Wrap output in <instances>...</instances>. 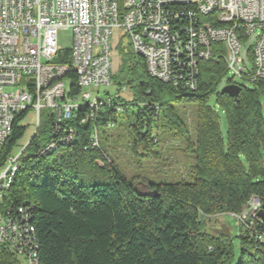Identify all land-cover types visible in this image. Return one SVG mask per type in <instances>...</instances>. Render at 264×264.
<instances>
[{"label": "trees", "instance_id": "16d2710c", "mask_svg": "<svg viewBox=\"0 0 264 264\" xmlns=\"http://www.w3.org/2000/svg\"><path fill=\"white\" fill-rule=\"evenodd\" d=\"M127 55L138 105L120 98L115 103L122 112L100 108L96 128L99 132L107 128L108 121L116 126L118 114L130 118L131 109L137 107L139 127L134 129L133 149L137 153V147L143 146L149 153L159 144L153 123L159 127L161 118L177 136L189 139L176 107L196 105L199 122L194 141L188 143L195 161L190 179L151 182L150 192H140L113 165L101 143V151L85 150L93 127L81 125L78 118L67 124L76 130L75 144L39 157L54 126L53 113L44 110L7 196L8 203L30 207L41 263L264 264V240H260L264 236V85H240L237 99L223 95L220 85L227 68L222 56L199 64L195 90L174 89L151 77L144 59L131 48ZM55 62L70 64V50L60 53ZM67 77L73 79V93L78 94L76 76ZM216 108L226 115L225 137ZM26 118L23 114L16 119L0 150V169L26 135ZM253 196L261 203L253 228L244 227L235 239L205 231L206 218L239 214Z\"/></svg>", "mask_w": 264, "mask_h": 264}, {"label": "built area", "instance_id": "2783aa9c", "mask_svg": "<svg viewBox=\"0 0 264 264\" xmlns=\"http://www.w3.org/2000/svg\"><path fill=\"white\" fill-rule=\"evenodd\" d=\"M67 30L71 63L59 64L58 33ZM115 30L144 59L149 75L174 89L195 90L199 64L222 56L228 85H264V0H0V150L18 117L33 114L32 139L41 113L50 110L52 138L39 157L75 144L76 130L67 124L77 118L93 127L85 150L101 151L97 112L104 106L122 112L119 93L100 95L112 85ZM30 141L0 169V264H42L30 207L7 201ZM260 211L253 196L241 213L228 215L251 229Z\"/></svg>", "mask_w": 264, "mask_h": 264}, {"label": "rangeland", "instance_id": "374dc122", "mask_svg": "<svg viewBox=\"0 0 264 264\" xmlns=\"http://www.w3.org/2000/svg\"><path fill=\"white\" fill-rule=\"evenodd\" d=\"M73 34L71 31H60L58 33V44L64 50H69L72 46ZM247 48L243 49L245 55ZM130 47L126 44V40L121 38V32L115 30L112 38V85L110 87L101 88L100 95L106 98L108 95L113 96L120 94L125 104L138 105L134 100V83L135 75L127 71L126 60ZM120 85L127 87L120 88ZM228 85L225 78L221 85L220 91ZM123 89V90H121ZM92 96L96 94L91 90ZM264 106V96L262 97ZM214 106V100L211 101ZM177 113L186 126L189 139L179 137L172 131L162 118L157 127V122L153 123V134H158L159 144L155 145L151 151L146 152L143 146L137 147L135 153L134 129L138 126L139 108L131 109L130 118H126L124 114H118L116 126L112 129L100 128V143L103 150L111 159L113 165L125 178L133 182L140 192H150L147 184L163 183V182H180L190 179L194 157L190 152L188 143L194 141L196 130L199 122V109L196 105L177 106ZM219 114L220 128L223 136L227 134V119L225 113L216 108ZM146 122V121H145ZM28 131L24 138L19 142L14 155H17L29 143L35 130V118L30 113L26 120ZM29 151L26 153L28 154ZM148 154V155H147ZM250 222L247 221V225ZM205 231L217 236L224 235L229 239L237 238L244 229L245 223H241L238 219L231 218L228 214H221L204 220ZM246 228V227H245Z\"/></svg>", "mask_w": 264, "mask_h": 264}, {"label": "water", "instance_id": "95a60500", "mask_svg": "<svg viewBox=\"0 0 264 264\" xmlns=\"http://www.w3.org/2000/svg\"><path fill=\"white\" fill-rule=\"evenodd\" d=\"M242 91L241 87L233 86V85H227L225 88L222 89L221 93L223 95H229L234 99L238 98L239 93Z\"/></svg>", "mask_w": 264, "mask_h": 264}]
</instances>
